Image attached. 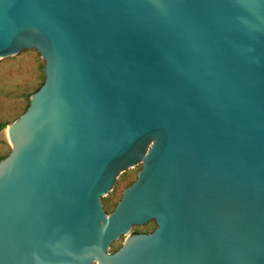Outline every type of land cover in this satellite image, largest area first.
<instances>
[{"label": "water", "instance_id": "1", "mask_svg": "<svg viewBox=\"0 0 264 264\" xmlns=\"http://www.w3.org/2000/svg\"><path fill=\"white\" fill-rule=\"evenodd\" d=\"M24 50L0 264H264V0H0V59Z\"/></svg>", "mask_w": 264, "mask_h": 264}, {"label": "rangeland", "instance_id": "2", "mask_svg": "<svg viewBox=\"0 0 264 264\" xmlns=\"http://www.w3.org/2000/svg\"><path fill=\"white\" fill-rule=\"evenodd\" d=\"M42 69V61L31 50H24L12 57L0 59V160L10 151L6 127L23 113L28 106L31 94L43 83ZM139 169L140 164H137L117 176L112 190L100 200L105 214L112 211L122 190L134 181ZM153 229L154 224L149 221L142 226L132 227L129 234H146ZM123 239L122 236L114 241L108 253L116 251Z\"/></svg>", "mask_w": 264, "mask_h": 264}, {"label": "flooded vegetation", "instance_id": "3", "mask_svg": "<svg viewBox=\"0 0 264 264\" xmlns=\"http://www.w3.org/2000/svg\"><path fill=\"white\" fill-rule=\"evenodd\" d=\"M151 222H153V221H151ZM154 224V223H153ZM147 234V233H146Z\"/></svg>", "mask_w": 264, "mask_h": 264}]
</instances>
